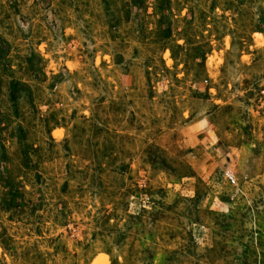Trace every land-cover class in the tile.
<instances>
[{
    "label": "rangeland",
    "instance_id": "1",
    "mask_svg": "<svg viewBox=\"0 0 264 264\" xmlns=\"http://www.w3.org/2000/svg\"><path fill=\"white\" fill-rule=\"evenodd\" d=\"M0 264H264V0H0Z\"/></svg>",
    "mask_w": 264,
    "mask_h": 264
},
{
    "label": "built area",
    "instance_id": "2",
    "mask_svg": "<svg viewBox=\"0 0 264 264\" xmlns=\"http://www.w3.org/2000/svg\"><path fill=\"white\" fill-rule=\"evenodd\" d=\"M225 177H226V179L228 181H232L233 180V177L230 174H228V173L225 174Z\"/></svg>",
    "mask_w": 264,
    "mask_h": 264
}]
</instances>
